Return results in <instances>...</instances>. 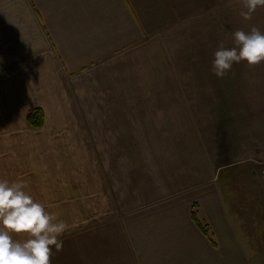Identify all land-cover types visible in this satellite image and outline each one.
<instances>
[{"label":"crops","instance_id":"crops-1","mask_svg":"<svg viewBox=\"0 0 264 264\" xmlns=\"http://www.w3.org/2000/svg\"><path fill=\"white\" fill-rule=\"evenodd\" d=\"M244 10L243 0H0V178L24 181L56 214L106 187L121 205L106 212L119 218L66 230L51 264H248L238 241L230 258L234 200L210 168L229 115L216 93L264 88V62L212 71L235 30L264 25V5ZM35 108L37 129L26 123ZM183 138L205 139L204 154H184Z\"/></svg>","mask_w":264,"mask_h":264},{"label":"rangeland","instance_id":"rangeland-1","mask_svg":"<svg viewBox=\"0 0 264 264\" xmlns=\"http://www.w3.org/2000/svg\"><path fill=\"white\" fill-rule=\"evenodd\" d=\"M237 6L239 5H231V10H236ZM257 28L264 31V25H261L258 21ZM230 40L233 45L232 35ZM257 67L260 66L257 64ZM258 86L257 92H242L240 93L241 97H239V93L231 91L221 93L224 96L223 98L218 97V93H216L214 99L229 101L227 108H222L228 111L229 114L228 118L224 114L228 120L226 121L228 126L225 124L228 132L226 129H223V131L216 130V133L219 132V142L218 146L214 145L216 147L214 148L215 160L210 166L218 190L221 191V194L222 192L225 195L230 193L232 200H234L232 208L235 209V216L231 219V224L235 235L233 240L229 238L230 258L232 260L235 256L237 257V254L233 251L235 248L232 242L236 243L238 241L245 250L248 264H264V88ZM182 95L184 100L189 99L188 92H183ZM232 105L246 107H231ZM240 112H242L241 116L239 115ZM218 129H222L221 125ZM180 141L184 154L192 147V149L197 148L199 155L201 153L203 155V149L208 145L205 139L190 140L183 138ZM135 152H142V148ZM204 157L198 156L199 166L207 165L208 161L204 160ZM132 158L135 163H138L143 159V156L135 155ZM166 159L172 161L169 157H166ZM41 164L39 161L38 165ZM60 165L62 167L65 164L60 163ZM97 165L101 168L100 172L103 176L109 175V171L105 172L103 166ZM205 178H209V174L205 175ZM111 191L106 187L105 194L102 193L99 198L91 197L83 204H72L73 207L58 204V214H56L55 209H51L50 212L54 217L60 215L58 219H62L67 223V231L71 233L82 226L93 227L96 223L102 222L100 221L102 220L101 216L111 211V208L116 209L118 206L116 212L120 211L121 205L116 204L114 192ZM117 193H120L119 190H117ZM81 199L82 197L79 198V200ZM69 209H74V211L68 213ZM95 212H98V214L94 216ZM120 215L116 213L108 215L106 213L104 216H111V219H115L119 218Z\"/></svg>","mask_w":264,"mask_h":264},{"label":"clouds","instance_id":"clouds-1","mask_svg":"<svg viewBox=\"0 0 264 264\" xmlns=\"http://www.w3.org/2000/svg\"><path fill=\"white\" fill-rule=\"evenodd\" d=\"M243 4L246 10L241 14L247 19L264 0H243ZM232 37V46L221 43L213 54L212 71L219 78L234 64L264 62V31L237 29ZM67 227L26 190L24 181L0 178V264H51L53 251L62 248L60 237Z\"/></svg>","mask_w":264,"mask_h":264},{"label":"trees","instance_id":"trees-1","mask_svg":"<svg viewBox=\"0 0 264 264\" xmlns=\"http://www.w3.org/2000/svg\"><path fill=\"white\" fill-rule=\"evenodd\" d=\"M26 123L31 128H40L44 124V114L40 108H35L26 114ZM191 217L202 233L210 238L209 226L207 223L199 220L195 212H191Z\"/></svg>","mask_w":264,"mask_h":264},{"label":"built area","instance_id":"built-area-1","mask_svg":"<svg viewBox=\"0 0 264 264\" xmlns=\"http://www.w3.org/2000/svg\"><path fill=\"white\" fill-rule=\"evenodd\" d=\"M263 174H264V171H263Z\"/></svg>","mask_w":264,"mask_h":264}]
</instances>
